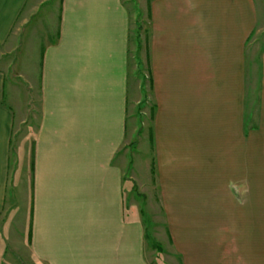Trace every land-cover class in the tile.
Returning <instances> with one entry per match:
<instances>
[{"label":"crops","instance_id":"0c3cea01","mask_svg":"<svg viewBox=\"0 0 264 264\" xmlns=\"http://www.w3.org/2000/svg\"><path fill=\"white\" fill-rule=\"evenodd\" d=\"M145 2L151 108L134 177L157 192L172 263L264 264L258 0ZM39 12L49 32L33 33ZM129 28L123 0H0V48L21 37L16 74L37 99L28 179L10 201L16 112L0 68V264H149L117 155Z\"/></svg>","mask_w":264,"mask_h":264},{"label":"rangeland","instance_id":"374dc122","mask_svg":"<svg viewBox=\"0 0 264 264\" xmlns=\"http://www.w3.org/2000/svg\"><path fill=\"white\" fill-rule=\"evenodd\" d=\"M123 1L129 13L130 36L127 55L128 82L125 140L120 153L117 155L118 159H121L124 169L125 211L127 215H130L132 211L133 214H138L141 219L145 254L149 264H173L172 255L168 252L162 209L159 205L157 192L153 188V183L144 186L140 183L141 179L136 178L135 180L134 177H137L134 172L140 176L143 175L145 166H147V128L151 108L147 100L146 2L145 0ZM258 5L259 15L264 16V0H258ZM42 13L39 12L38 16L42 15L39 18H36L35 15L31 19L33 33H38L41 29L46 30V26H51ZM15 30L17 32L18 23ZM263 33L264 18L257 24L252 38L258 37L256 39L262 43L264 41ZM37 35L40 36L41 34ZM43 42L44 39L39 44L42 45ZM20 43L21 37L14 40L12 48H9L8 45L0 48V68H3L7 73L6 99L14 106L16 112V121L11 137L10 186L8 193L10 201L13 200V197H16V190L19 189V177L22 180L28 179V161L34 135L33 120L36 117L35 108L37 107L35 90L32 91L30 83L16 74L21 68L22 62L21 58L19 60ZM29 56L35 61L34 51H31ZM16 60H19L18 70L15 69ZM20 109L27 111L26 120L23 123L19 122Z\"/></svg>","mask_w":264,"mask_h":264}]
</instances>
